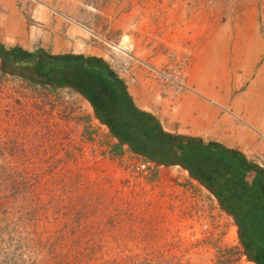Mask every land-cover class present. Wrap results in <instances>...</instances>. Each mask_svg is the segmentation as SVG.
Masks as SVG:
<instances>
[{
	"label": "rangeland",
	"instance_id": "obj_1",
	"mask_svg": "<svg viewBox=\"0 0 264 264\" xmlns=\"http://www.w3.org/2000/svg\"><path fill=\"white\" fill-rule=\"evenodd\" d=\"M16 4L30 23L36 7L87 28L88 53L115 71L186 73L210 35L264 38V0ZM24 67L19 75L0 57V264H256L222 199L180 167L117 152L83 96ZM255 199L250 232L258 217L264 227V189Z\"/></svg>",
	"mask_w": 264,
	"mask_h": 264
},
{
	"label": "crops",
	"instance_id": "obj_2",
	"mask_svg": "<svg viewBox=\"0 0 264 264\" xmlns=\"http://www.w3.org/2000/svg\"><path fill=\"white\" fill-rule=\"evenodd\" d=\"M29 13L31 23L16 0H0V48L11 52L7 56L23 58L5 67L26 75L24 66L37 67V60L27 58L36 51L40 59L42 55L82 56L86 64L76 84L114 141L147 161L191 172L190 177L201 185L215 187L217 200L224 201L233 217L250 218L256 192L264 189V66H257L264 61V38L260 34L207 37L200 52L188 59L186 89L175 91L153 82L150 66L115 71L100 55L88 53L84 26L51 17L47 9L33 7ZM92 68L97 77H90ZM242 221L237 224L239 231L250 232ZM262 225L259 217L252 223L251 233L258 238L248 248L260 264H264Z\"/></svg>",
	"mask_w": 264,
	"mask_h": 264
},
{
	"label": "trees",
	"instance_id": "obj_3",
	"mask_svg": "<svg viewBox=\"0 0 264 264\" xmlns=\"http://www.w3.org/2000/svg\"><path fill=\"white\" fill-rule=\"evenodd\" d=\"M10 53H11L10 51H5L3 48H0V54H1V57H3L5 64H12V63L17 64V62H20L23 60V58H21V56H18L17 58L14 56H7ZM26 53L27 52H25V51H19L18 52V54H22V55H25ZM37 55H38V51L32 52L27 58H28V61L32 60V59L37 60V67L35 70L37 71V74L39 76L44 77V75L48 74V75H50V76H48L49 79H54V81L55 80L57 81L56 82L57 85L62 86V87L70 86V87L76 89L74 85H77L76 81L78 80V77L81 75L80 70H82V66L86 64L84 62V60L82 59V56L62 55V56H57V57H47L46 55H42V57L40 59L39 55L38 56ZM88 69H89V67H88ZM97 76H98V73L93 68L90 69V77H97ZM67 78L71 79V81H73L72 82L73 84L70 82H66ZM77 90L89 102V99L85 95H83V93L81 92L80 87L78 85H77ZM120 148H121L120 143L115 146V150L117 152L120 151ZM215 158H216V160H220L221 157L215 156ZM182 166L189 168L188 165L184 164V163L182 164ZM190 176L193 177L194 175L190 172ZM200 182L203 183V181H201V180H200ZM205 184L207 187H210L209 185H207V183H205ZM213 195L216 198H218V195L216 194V192L213 193ZM218 203L221 205V203L219 201H218ZM225 210L227 211V209H225ZM228 212H230V215H234L231 211H228ZM234 219L237 223V220L235 217H234ZM244 236L246 237V240L242 238V235H241V240H242V245L246 249L245 252H246L248 258L250 260H252L254 263L260 264L258 262V260L253 258L248 252V248L250 247L251 243L254 242V244H256L257 237H255V235L251 232H246L244 234Z\"/></svg>",
	"mask_w": 264,
	"mask_h": 264
},
{
	"label": "built area",
	"instance_id": "obj_4",
	"mask_svg": "<svg viewBox=\"0 0 264 264\" xmlns=\"http://www.w3.org/2000/svg\"><path fill=\"white\" fill-rule=\"evenodd\" d=\"M149 74L156 82L167 85L175 91H183L186 89L184 84L186 73L183 69L174 67L167 71H160L149 68Z\"/></svg>",
	"mask_w": 264,
	"mask_h": 264
},
{
	"label": "water",
	"instance_id": "obj_5",
	"mask_svg": "<svg viewBox=\"0 0 264 264\" xmlns=\"http://www.w3.org/2000/svg\"><path fill=\"white\" fill-rule=\"evenodd\" d=\"M94 117L99 121V123H102V120L96 114H94ZM202 186L205 187L206 189H208L212 194L215 191V187L207 188L204 184H202Z\"/></svg>",
	"mask_w": 264,
	"mask_h": 264
},
{
	"label": "flooded vegetation",
	"instance_id": "obj_6",
	"mask_svg": "<svg viewBox=\"0 0 264 264\" xmlns=\"http://www.w3.org/2000/svg\"><path fill=\"white\" fill-rule=\"evenodd\" d=\"M5 65H6V64H5ZM6 68H9V67H7V66H6ZM28 73H30V74H36V73H37V71H35V70H32V69H29ZM244 234H245V233H241V235H242V238L246 240V237L244 236Z\"/></svg>",
	"mask_w": 264,
	"mask_h": 264
}]
</instances>
